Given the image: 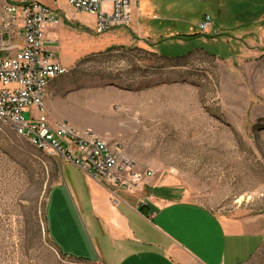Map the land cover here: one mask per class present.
<instances>
[{
    "label": "rangeland",
    "instance_id": "374dc122",
    "mask_svg": "<svg viewBox=\"0 0 264 264\" xmlns=\"http://www.w3.org/2000/svg\"><path fill=\"white\" fill-rule=\"evenodd\" d=\"M260 2L131 0V36L162 58L109 47L119 37L93 32L91 15L60 1L63 21L51 41L68 73L52 80V112L63 118L47 111L49 122L68 117L153 170L147 182L173 198L251 228L264 214V54L239 55L228 36L249 27L264 11ZM205 14L211 30L203 32ZM59 159L0 121V264H103L61 254L98 258L89 238L56 247L47 235ZM245 264H264V240Z\"/></svg>",
    "mask_w": 264,
    "mask_h": 264
},
{
    "label": "crops",
    "instance_id": "0c3cea01",
    "mask_svg": "<svg viewBox=\"0 0 264 264\" xmlns=\"http://www.w3.org/2000/svg\"><path fill=\"white\" fill-rule=\"evenodd\" d=\"M259 6L264 7V2ZM250 21L249 27L228 36L236 40L242 56L264 54V11ZM54 29L47 33L50 49L56 47L50 42L56 38ZM91 30L94 32L93 28ZM100 35L119 37L122 43L109 47L140 48L158 54L134 39L128 26ZM51 83L45 106L50 118L56 120L63 115L52 112L49 95L54 91ZM56 102L62 105L63 99ZM66 118L68 123L72 122ZM58 171V180L50 187L45 205L47 211L52 208L54 217L52 222L46 221L47 235L56 247L76 242L82 245L89 238L98 255L91 261L103 264H245L264 240V214L254 219L251 228H242L240 219L217 214L199 203L175 199L173 191L163 190L151 181L142 183L132 192L117 191L119 200L114 204L100 180L72 161L59 159ZM146 197L151 200L142 203ZM87 251L79 253L88 254Z\"/></svg>",
    "mask_w": 264,
    "mask_h": 264
},
{
    "label": "built area",
    "instance_id": "2783aa9c",
    "mask_svg": "<svg viewBox=\"0 0 264 264\" xmlns=\"http://www.w3.org/2000/svg\"><path fill=\"white\" fill-rule=\"evenodd\" d=\"M60 1L75 14L91 15L97 34L131 23V0H0V115L3 123L26 136L37 148L92 173L116 204L117 191L138 189L154 171L137 168L133 159L89 130L79 132L65 121L51 124L42 109L46 80L58 69L67 68L57 50L47 47L48 31L63 21ZM198 27L206 32L211 27L210 15H203ZM24 112H28V118ZM148 200L151 197L141 202Z\"/></svg>",
    "mask_w": 264,
    "mask_h": 264
},
{
    "label": "bare ground",
    "instance_id": "6f19581e",
    "mask_svg": "<svg viewBox=\"0 0 264 264\" xmlns=\"http://www.w3.org/2000/svg\"><path fill=\"white\" fill-rule=\"evenodd\" d=\"M68 73V69H58L57 72H54L52 75H50L49 80H46V90L44 91V94H41V105H42V109H44L46 111V106H45V97H46V92H47V88L49 83L56 77H59L61 75H64ZM47 112V111H46ZM0 121L3 123V118L2 115H0ZM5 124V123H4ZM20 134V132H17ZM91 135H95L93 133H91ZM36 146V144H34Z\"/></svg>",
    "mask_w": 264,
    "mask_h": 264
},
{
    "label": "trees",
    "instance_id": "16d2710c",
    "mask_svg": "<svg viewBox=\"0 0 264 264\" xmlns=\"http://www.w3.org/2000/svg\"><path fill=\"white\" fill-rule=\"evenodd\" d=\"M134 49H140V48H134ZM141 50H144V49H141ZM149 52H151V51H149ZM152 54H155V55H157V56H160V57H162V58H168V57H165V56H162V55H158V54H156V53H153V52H151ZM207 53V52H206ZM209 54V53H208ZM210 55H213V54H210ZM174 58V57H173ZM61 253V252H60ZM63 256H69V257H72V258H75L76 260H80V261H91L89 258H85V257H74V256H71V255H67V254H63V253H61Z\"/></svg>",
    "mask_w": 264,
    "mask_h": 264
}]
</instances>
